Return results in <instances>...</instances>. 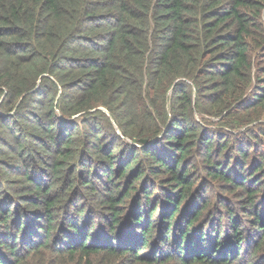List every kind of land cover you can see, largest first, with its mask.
Returning <instances> with one entry per match:
<instances>
[{"label":"trees","instance_id":"16d2710c","mask_svg":"<svg viewBox=\"0 0 264 264\" xmlns=\"http://www.w3.org/2000/svg\"><path fill=\"white\" fill-rule=\"evenodd\" d=\"M0 264H264V0H0Z\"/></svg>","mask_w":264,"mask_h":264}]
</instances>
